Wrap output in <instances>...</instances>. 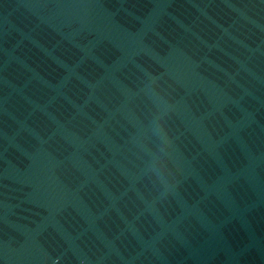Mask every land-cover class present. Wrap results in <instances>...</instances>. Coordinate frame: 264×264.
Wrapping results in <instances>:
<instances>
[{
  "label": "water",
  "instance_id": "water-1",
  "mask_svg": "<svg viewBox=\"0 0 264 264\" xmlns=\"http://www.w3.org/2000/svg\"><path fill=\"white\" fill-rule=\"evenodd\" d=\"M0 264H264V0H0Z\"/></svg>",
  "mask_w": 264,
  "mask_h": 264
}]
</instances>
